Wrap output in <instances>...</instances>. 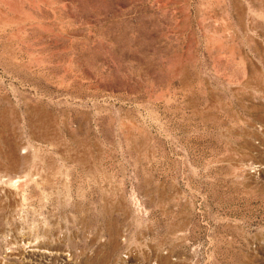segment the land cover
Instances as JSON below:
<instances>
[{
	"label": "rangeland",
	"instance_id": "374dc122",
	"mask_svg": "<svg viewBox=\"0 0 264 264\" xmlns=\"http://www.w3.org/2000/svg\"><path fill=\"white\" fill-rule=\"evenodd\" d=\"M0 264H264V0H0Z\"/></svg>",
	"mask_w": 264,
	"mask_h": 264
}]
</instances>
